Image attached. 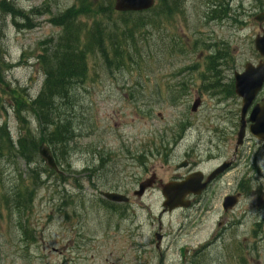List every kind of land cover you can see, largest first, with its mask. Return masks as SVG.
<instances>
[{"label": "rangeland", "instance_id": "obj_1", "mask_svg": "<svg viewBox=\"0 0 264 264\" xmlns=\"http://www.w3.org/2000/svg\"><path fill=\"white\" fill-rule=\"evenodd\" d=\"M7 1H13L25 11L45 9L47 12L32 16L34 27L31 29L25 21H20L22 27H16L10 17L0 16L4 22L1 40L4 61L12 66L4 74L5 80L12 88L34 97L43 80L35 59L39 42L54 38L58 33L48 19L74 0ZM204 1L185 0L183 13L138 39L140 54L134 56V62L112 73L102 68L95 80H89L84 89H80L76 107L77 113L82 114L78 121L83 123V131L76 138L69 159L74 173L63 186L49 182L37 190L33 208L26 215L33 239L23 237L15 227L13 216L0 214V264H181L182 251L199 248L210 240L221 220L227 222V229L223 239L204 251L207 263L235 264L230 255L232 250L229 251L230 239H235L247 248L253 247L245 255L247 264H264V236L254 237L255 231L264 232V192L243 196L232 213L225 214L221 207L223 197L231 194L244 177L252 179L257 175L264 190L263 146L245 141L243 153L236 159V169L213 185L190 211L163 212L159 183L153 184L141 199L132 195L139 180L155 175L156 181L163 185L171 181L175 173L181 174L175 165L182 159L185 144L176 146L173 139L182 125L191 127L185 129L189 135L184 139L191 145L201 140L209 144L212 139L213 152L229 149V154L233 153L236 135L232 137V132L226 128L234 119L231 114L237 116L239 103L218 104L209 95L196 94L201 84L198 70L187 69L197 63L202 68L203 64L202 58L197 59L201 53H192L191 46L197 39L228 44L234 56V71L226 70L230 79L235 71H242L244 64L257 59L252 41L259 29L251 17L263 0L232 3L239 20L248 18L239 31L231 27L230 21L228 26L207 24ZM243 15L248 16L241 19ZM179 45L184 47L182 52ZM203 52L206 54L205 49ZM181 82L187 89L172 106L170 101L180 91ZM196 97L201 98V104L191 113ZM6 122L15 138L18 132L15 121L8 117ZM161 144L165 149L175 148L173 155L166 159L151 158L146 168H140L143 164L136 165L129 158V154L140 150L143 153L152 150L158 155L155 148H150L157 147L163 152ZM94 149L104 151L106 161L95 177L89 179L87 173L80 171L94 161ZM214 166L215 161L202 169L209 171ZM2 168L4 174H12L11 166L4 163ZM17 169L23 170L19 162ZM114 190L129 197V204L115 205L117 213L97 205L101 192ZM64 193L72 199L64 196L67 203L63 205ZM160 226L161 233L167 237L159 252L154 248L153 233H157Z\"/></svg>", "mask_w": 264, "mask_h": 264}, {"label": "trees", "instance_id": "obj_2", "mask_svg": "<svg viewBox=\"0 0 264 264\" xmlns=\"http://www.w3.org/2000/svg\"><path fill=\"white\" fill-rule=\"evenodd\" d=\"M207 1L213 3L216 0ZM227 1L219 0L218 3ZM184 2L157 0L155 6L145 12L117 13L113 8L114 0H74L48 19L58 33L54 38L39 42L35 59L43 80L34 97L12 88L5 80L4 74L12 66L3 59L4 22L0 20V214L13 216L16 228L26 240L33 239L26 215L33 208L37 190L49 182L63 186L74 173L69 159L76 138L83 131V123L78 121L82 114L77 113L76 107L80 89H84L89 80H95L102 68L112 73L134 62V56L140 54L138 39L183 13ZM45 14V9L26 12L13 1H0L1 18L10 17L16 27H22L20 21H25L31 29L34 27L32 16ZM198 45L197 41L193 43L192 53L202 51ZM179 48L181 52L184 50L180 45ZM225 53L219 51L216 57ZM214 59L203 58L206 72L213 67ZM213 83L206 85V91ZM175 99L171 100L172 104ZM8 117H12L18 127L15 138L7 126ZM41 144L51 149L59 172L49 169L38 157ZM93 153L94 161L80 171L87 173L89 179L95 177L105 160L104 151L94 149ZM17 162L23 170L17 169ZM4 163L13 168L10 179L7 176L12 174H4ZM64 196L68 197L62 195L63 205L67 203ZM230 255L235 264H247L240 248ZM195 264L208 263L195 260Z\"/></svg>", "mask_w": 264, "mask_h": 264}, {"label": "water", "instance_id": "obj_3", "mask_svg": "<svg viewBox=\"0 0 264 264\" xmlns=\"http://www.w3.org/2000/svg\"><path fill=\"white\" fill-rule=\"evenodd\" d=\"M154 4V0H115L114 2V10L117 12H141L148 10ZM259 23H261L264 19L262 15L256 17ZM255 49L260 54V56L264 57V31L262 36H258L255 41ZM264 78V62L261 63L256 68H251L246 66L244 73L241 75L235 76V90L238 96L242 98V110L241 116L244 115L245 110L247 108V103L251 98V89L258 88ZM198 101H195L192 107V111L196 109L198 106ZM251 122H253L251 128V134L257 139L264 141V102L261 109L254 110L251 114L250 118ZM243 126L237 135V144L239 145L243 138ZM40 156L46 161V163L54 168V162L50 155V151L44 147H39ZM193 177L187 179L186 181L180 183H172L165 185L162 190V195L165 198V202L163 203V207H166L169 211L178 208V207H187V202H184V197L188 193H198L197 188L193 189L194 185L192 181ZM151 180L147 183H143L140 185V191L137 192V195L140 196L143 192L144 188L150 186ZM107 200L112 202H126L127 199L123 196L117 194H103ZM237 203V196H230L224 199L223 207L225 210L233 207Z\"/></svg>", "mask_w": 264, "mask_h": 264}, {"label": "flooded vegetation", "instance_id": "obj_4", "mask_svg": "<svg viewBox=\"0 0 264 264\" xmlns=\"http://www.w3.org/2000/svg\"><path fill=\"white\" fill-rule=\"evenodd\" d=\"M253 63H255V61H253ZM264 100V82L263 85L261 86V88L256 92L255 97L247 111V115L246 118L248 119L249 114L251 113L253 107L259 103H261ZM233 115V114H231ZM234 119L233 121H230L227 125V130L228 132H232V137L235 136L236 133V127H237V123L235 120V115L233 116ZM250 123L248 120H246V129H249ZM216 134H220V130L216 131ZM222 134V132H221ZM224 135L222 134L223 138ZM249 140H252L254 142H258L253 138H249ZM203 140H201V142L198 143H194L193 145H191V143H189L187 140H184L183 143L185 144L184 150H183V156L182 159H180L179 163L176 165V171H181V174L179 173H175L173 180L172 181H180V180H185L186 178L192 177V176H200L202 175V181L201 183H204L205 180L213 173H216L218 171V169L223 168V173H219L217 175H215L213 178L214 180H212V182L208 183L205 188L204 191L201 193H199L198 195H193V194H189L186 195L185 199L189 202V207L188 210H191L193 208H195V204H197L199 202V200L209 191V189H211V187L213 185H215L216 183H218L221 179H223L225 176H227L231 171L236 169V159L237 156L239 154V150L237 149L235 146L233 148V153L229 154V149L226 150H218L217 152H213V150L215 149V143L212 139H209V144H207V142H202ZM259 145L264 147V143L259 142ZM164 155V154H163ZM215 161V166L213 168H211L209 171H205L202 169V167L204 165L210 164L212 162ZM179 165V166H178ZM140 183V181H139ZM138 183V184H139ZM157 183H159V188L162 187L161 183L156 181L154 182V184L156 185ZM233 194H240V197H242L241 192H239V188L235 189L233 191ZM220 226V224H219ZM227 227V224L225 223L223 225L222 229H219L214 237H220L219 235H217L218 233L220 234H224V231ZM220 228V227H219ZM160 229V227H159ZM159 231V230H158ZM156 233H153V235H155ZM185 254H187V250H185L184 252ZM189 259H187L188 261ZM186 261V263H187Z\"/></svg>", "mask_w": 264, "mask_h": 264}]
</instances>
